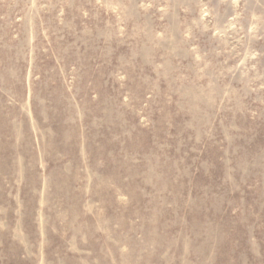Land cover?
Segmentation results:
<instances>
[{
    "label": "rangeland",
    "instance_id": "374dc122",
    "mask_svg": "<svg viewBox=\"0 0 264 264\" xmlns=\"http://www.w3.org/2000/svg\"><path fill=\"white\" fill-rule=\"evenodd\" d=\"M0 264H264V0H0Z\"/></svg>",
    "mask_w": 264,
    "mask_h": 264
}]
</instances>
